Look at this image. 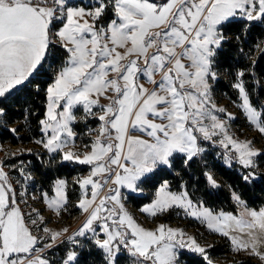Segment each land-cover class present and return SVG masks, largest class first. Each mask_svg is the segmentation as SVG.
I'll return each mask as SVG.
<instances>
[{
    "label": "snow or ice",
    "instance_id": "6c2138e0",
    "mask_svg": "<svg viewBox=\"0 0 264 264\" xmlns=\"http://www.w3.org/2000/svg\"><path fill=\"white\" fill-rule=\"evenodd\" d=\"M106 13L107 23H98ZM238 19L264 21V0H95L92 7L75 6L70 0H0V100L44 72L56 39L67 53V61L46 89V119L40 124L48 138L37 142L48 152L59 153L63 161L93 166L89 177L79 181L82 189L91 186V198L77 205L89 215L68 238L73 244L78 243L76 236L96 234L93 224L103 220L100 230L106 238L96 236L95 244L106 253L108 264H116L121 247L135 258L134 264H177L178 249L184 248L205 254L194 237L185 240L182 230L160 225L153 231L138 225L124 210L119 187L138 191L151 174L170 168L178 155L185 164L200 155L204 149L198 141L218 133L224 136L219 143L226 149L231 145L236 153L226 162L235 159L245 168L254 167L252 158L261 153L250 146L251 141L239 142L228 135L225 122L216 115L225 109L217 108L210 95L215 57L228 40L224 29ZM243 76L239 72L241 79L234 85L240 106L250 124L264 134V105H253ZM100 97L109 103L100 105ZM98 105L102 114L97 116L93 108ZM78 106L102 122L91 151L82 157L69 147ZM4 112L0 107V116ZM132 131L148 139L131 135ZM254 178V172L243 176L245 182ZM207 179L217 186L211 174ZM109 182L119 187L108 188V194L101 196ZM65 183L57 182L59 199L49 201L45 194V202L57 214L67 203ZM168 189L165 181L143 211L155 216L181 208L210 231L228 237L233 251H245L264 262V208L250 209L234 192L233 199L243 206L239 215L214 214L194 204L187 191ZM30 223L38 225L36 219ZM60 235L51 233L45 247L51 248ZM41 240L26 223L15 189L0 167V264H50L30 255L39 251L36 245ZM77 256L68 251L62 264H75Z\"/></svg>",
    "mask_w": 264,
    "mask_h": 264
},
{
    "label": "rangeland",
    "instance_id": "374dc122",
    "mask_svg": "<svg viewBox=\"0 0 264 264\" xmlns=\"http://www.w3.org/2000/svg\"><path fill=\"white\" fill-rule=\"evenodd\" d=\"M70 3L75 6H85V7H92L95 5V0H71ZM109 17V13H106L105 16L98 22L101 24H106ZM261 21H253L249 22L255 23ZM264 23V21H263ZM230 37H228L229 40ZM236 39V38H234ZM227 40V41H228ZM237 40V39H236ZM235 40V41H236ZM58 44L59 43H55ZM223 47V46H222ZM220 50V49H219ZM218 50V51H219ZM264 50V39L260 42L259 45L253 46L248 51H246L243 56L244 58L240 60V66L234 67L233 70L227 69H220L217 66L216 58L213 64V71L216 73V78L209 81L211 85V100L212 103L216 105L217 108L225 109V112H216V115L225 122L226 129L228 135H230L234 140L239 142L251 141V147L254 150H257L261 154L264 153V134H261L258 130H256L255 126L250 124V122L246 119V115L242 107V100L240 98L239 90L234 87V85L238 82V73L243 71L244 76L242 77L243 83L245 86L246 91L249 93L251 101L253 105H264V101L262 98L259 97V90L260 87H264V78H257L255 71H254V64L257 60V57L260 53ZM218 54V52H217ZM239 59V58H238ZM67 60L64 61V63ZM62 65H53L49 66L48 70L50 71L51 76L56 75ZM143 82V80L141 81ZM148 86V85H146ZM150 87V86H149ZM109 95H114V93H109ZM253 98V99H252ZM109 100L100 97V105H107ZM47 106V104H46ZM93 111L97 113V116L100 113L99 105L93 108ZM74 113L77 116V121L84 123L85 131L82 134H78L75 129L74 125L71 124L70 126L75 133L72 141L70 142V149L75 153L83 156V154L90 152L92 144L98 135V129L101 125V121L98 120L97 116H91L86 114L83 111L82 106H78L74 109ZM231 114L234 118H229L227 114ZM84 119H80V117H85ZM46 119V114L45 118ZM43 119V120H44ZM151 119V117H149ZM159 122V121H157ZM82 123V124H83ZM26 130L29 128L27 121L22 123ZM19 124H9L6 121L4 116H0V130L4 128L14 129ZM42 128V126H41ZM131 135L134 136H142L145 139H148L146 134H143L139 131H132L130 132ZM50 135V133H49ZM113 135L115 132L113 131ZM17 138L20 134L15 135ZM48 136L41 131V136L33 139L28 142L19 141L17 144H12L8 141H2L0 136V167H3V170L8 174V178L12 183L13 188L15 189L17 201L21 208V211L24 213L25 221L29 224V227L32 229L33 234L38 237H43L37 245L36 249L39 251H33L30 255L32 257L39 256L40 258L47 259L50 264L52 263H60L64 260L66 253L68 251H76L78 254V250L81 249H89L90 246H95L98 250L102 252L104 255V259L106 264H108L106 259V253L98 248L95 244L96 236L99 239L103 240L106 238L105 234L100 230V225L103 224L105 221L101 220L99 222H94L93 227L96 228V234L91 232H86L85 236H76L75 240L78 243L73 244L69 241V237L74 236V234L82 227L83 223L86 222L88 217V213H85L82 209H80L77 205L79 201L83 198H91V186H86V189H82L80 187L79 181L89 177L92 165L89 164H81L75 160L73 161H63L61 155L59 153H50L47 149L43 147L42 143H38L37 141H46ZM224 138L223 134L218 133L214 136L211 140H199L198 143L204 149L202 153L210 155L213 158L225 163L227 166L232 165H241L237 160L232 159L230 163L226 162V159L229 157H233L236 155L235 150L232 148L231 145L226 149L219 143L220 140ZM88 142V143H86ZM69 150L68 148L65 151ZM260 154V155H261ZM253 157V164L254 167L257 168V159L259 156ZM182 155H178L177 157H181ZM62 164H68L73 168H76L78 171L77 175L73 177H54L52 175V171L56 170ZM78 166V167H77ZM83 166H87L88 170L85 173H81L80 169ZM244 167V166H243ZM39 168H43L42 170L48 171L50 174L44 175L42 174V170ZM171 168V167H170ZM164 168V169H170ZM20 169H23V174L21 173ZM50 170V171H49ZM159 170V169H158ZM157 170V171H158ZM39 171L41 172L39 174ZM211 174L216 184L218 183L217 179L213 171L208 172ZM94 179H103L102 177H96ZM114 179V177H113ZM63 180L65 181V187L63 191L66 194L67 203L64 204L60 210L59 214L55 210V207H49L48 204L45 202V194L46 198L49 201L59 199L56 195V185L57 182ZM165 182V181H164ZM162 182L161 185L164 183ZM169 185V183H168ZM119 186L111 184L107 185V187L100 191V195L104 196L108 194V188H116ZM159 190V189H158ZM169 191H171L169 186ZM119 191L121 193V203L124 206V210L134 219V221L143 227L146 230H153L155 231L160 225L170 226L173 229L174 227H179L184 220H188L189 217L196 219L190 215H188L183 209L173 207L164 212H157L155 216L151 215L150 213H146L143 211L145 207H149L152 205L154 200L153 198L150 203L145 204L142 208L136 209L131 206L127 201V196L129 194H141L143 189L141 188V184L139 186V190L136 192H132L127 188L119 187ZM183 191H187L184 184L181 185V190L179 192L173 193H180ZM147 192V191H146ZM146 194V193H142ZM72 198H76V200H71ZM232 200L237 206L238 213L243 210L242 205H238L237 202L233 199L232 193ZM243 201V200H242ZM244 202V201H243ZM98 203V200H97ZM195 204H198L194 202ZM245 204V202H244ZM200 205V204H198ZM109 207H112V203L110 202ZM36 211H33V210ZM163 216H171L174 220L173 224L169 222H164L165 217ZM189 216V217H188ZM39 217L43 218V222L39 221ZM32 219H36L38 221V225L33 226L31 225L30 221ZM198 221L202 222L200 219ZM109 225L112 224L111 220L107 221ZM185 223V222H184ZM201 225H204L201 223ZM205 229H192V230H184L185 240L187 241V237H194L197 243L204 247L206 250L210 248L215 241H220L218 237L213 236L214 232L210 231L206 225H204ZM43 228H48L50 230L49 233H44L42 231ZM67 229L65 233L63 230ZM181 230V229H179ZM130 231V230H129ZM60 232L61 235L57 238L55 243L51 248L45 247L46 244L50 243V235L51 233ZM58 248V249H56ZM63 252V253H62ZM182 252H193L188 248L178 249V256ZM196 253V252H195ZM128 254V251L121 247L119 255L116 257V264L118 258L121 256H125ZM200 254V253H198ZM22 257L27 258L25 254H21ZM206 261L211 264H218L219 262H225L229 260V254L223 255L221 258L210 257L206 253L203 254ZM234 257L237 254L233 255ZM120 264H134L135 260L124 259L121 260ZM177 264H179L177 262Z\"/></svg>",
    "mask_w": 264,
    "mask_h": 264
},
{
    "label": "trees",
    "instance_id": "16d2710c",
    "mask_svg": "<svg viewBox=\"0 0 264 264\" xmlns=\"http://www.w3.org/2000/svg\"><path fill=\"white\" fill-rule=\"evenodd\" d=\"M224 32L230 38L218 51L216 67L233 70L234 67L240 66L241 63L239 62L244 58L243 54L253 46L259 45L264 39V23L261 21L249 24L246 20L238 19L234 23L227 25ZM234 38L239 39L236 40ZM55 45L51 49L47 63L44 65V72L33 80L32 83L14 91L7 99L0 100V107L5 110L3 116L6 118V121L9 124H19L14 128L16 129L15 133L8 128L1 129L0 136L2 141L17 144L19 141L28 142L41 136L40 121L45 118L46 114V89L53 81V76H51L48 68L54 64L62 65L68 58L64 49L58 44ZM254 71L257 78H264V50L257 57ZM259 97L264 101V87L262 86L259 90ZM25 121H27L29 126L27 130L22 126V123ZM82 123L79 121L75 122L74 129L78 134H82L85 131L84 123ZM16 133L20 134L18 138L15 136ZM42 169L39 168V170ZM87 170V166H83L80 172L85 173ZM210 171H213L218 181L217 186H212L207 179V174ZM249 172H254L255 178L249 182H245L243 176ZM42 174L47 177L50 173L42 170ZM77 174L76 168L68 164H62L52 171L51 176L70 178ZM151 177L148 182L141 184V188L146 189L147 194H129L127 196L128 203L134 208H140L149 203L157 188L164 181L169 183L170 189L173 192H179L181 185L184 184L193 202L202 204L214 212L223 211L239 215L237 206L232 200V193L234 192L240 196L241 200L250 209L259 211L264 208V153L257 159V168H245L235 164L227 166L225 163L205 153L194 157L187 164H185L183 156L176 157L169 170H158L151 174ZM71 200L74 201L76 198H72ZM163 217H165L162 219L164 222L174 221L171 216ZM184 222L187 227L192 229H205L204 225L191 218H188L186 221L184 220ZM212 235L218 237L220 241H215L205 253L210 257L216 258L230 255L228 261L219 262L218 264H264L259 258L250 256L245 251H233L229 238L217 233H213ZM234 254H237V256L234 257ZM122 259L124 261L126 259L135 260L128 253L118 258L117 264H120ZM179 260L182 264H209L203 254L195 252H182L179 255ZM75 264H106V261L100 250L95 246H90L89 249L83 248L78 250Z\"/></svg>",
    "mask_w": 264,
    "mask_h": 264
},
{
    "label": "crops",
    "instance_id": "0c3cea01",
    "mask_svg": "<svg viewBox=\"0 0 264 264\" xmlns=\"http://www.w3.org/2000/svg\"><path fill=\"white\" fill-rule=\"evenodd\" d=\"M70 1H71V0H70ZM55 43H59V44H60V42H59L58 39L55 40ZM160 186H161V185H160ZM160 186H159V187L157 188V190L155 191V194H154L153 198L156 197V193H157L158 189L160 188ZM142 189H143V188H142ZM142 193H146V194H147L146 189H143V191L141 192V194H138V195H145V194H142ZM136 195H137V194H136ZM153 198H152V199H153ZM189 198H190V197H189ZM152 199H151V201H152ZM153 200H154V199H153ZM151 201H150V202H151ZM150 202H149V203H150ZM193 203H194V202H193ZM194 204H195V203H194ZM200 205H201V204H200ZM143 206H144V205H143ZM143 206H142V207H143ZM202 206H203V205H202ZM142 207H140V208H142ZM203 207H205V206H203ZM140 208H136V209H140ZM206 208H208V207H206ZM208 209H210V208H208ZM210 210H211V209H210ZM211 211H213V210H211ZM220 212H221V211H220ZM213 213H214V214H218L219 212H214V211H213ZM225 213H229V212H225ZM188 217H189V216H188ZM189 218H191V217H189ZM191 219H193V218H191ZM193 220L198 221L197 219H193ZM201 221H202V220H201ZM198 222H200V221H198ZM170 223L173 224L174 222L172 221V222H170ZM200 223L206 225L203 221L200 222ZM165 227H166V226H165ZM167 227H170V226H167ZM167 227H166V228H167ZM179 227H180V228H178V226H177V227H174V228H175V229H181L183 232H185L184 230H186V231H187V230H192V228L187 227V226L185 225L184 222H182V224H180ZM171 228H172V227H171ZM219 235H220V234H219ZM227 238H228V237H227ZM229 240H230V239H229ZM262 250H264V249H262ZM178 263H179V264H182V262L179 260V256H178Z\"/></svg>",
    "mask_w": 264,
    "mask_h": 264
}]
</instances>
